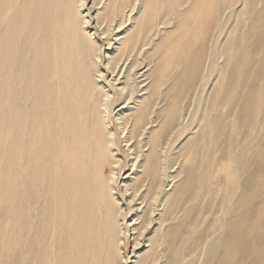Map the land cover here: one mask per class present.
<instances>
[{"label":"rangeland","instance_id":"rangeland-1","mask_svg":"<svg viewBox=\"0 0 264 264\" xmlns=\"http://www.w3.org/2000/svg\"><path fill=\"white\" fill-rule=\"evenodd\" d=\"M60 1V12L76 16L73 5L80 15L82 31L95 36L97 69L105 90L113 95L108 117L117 133L119 158L123 156L124 162L113 193L119 207L114 219V263L253 264L259 258L256 262L264 264V0H207L201 14L197 13L200 9L195 7L196 0H180L176 13L167 11L148 31H136L150 11L146 0H67L72 3L64 9L65 0ZM17 2L12 0L3 10L5 14H0V33L16 13ZM180 11L192 15L179 16ZM133 32L138 34L136 42L145 44L138 50H142L140 72H147L144 84L156 88L150 105L159 111L152 114L157 125H146L145 131L166 146L162 156L165 173L175 175V202L166 182L151 184L152 160L147 157L142 161L147 172L143 174L144 167L138 166L136 170L141 173L137 180L134 176L128 181L127 177H133L135 169L118 118L133 111L122 109L125 97L121 93L132 67L125 71L121 84L108 67L110 59H129L128 47L134 46H129L128 40ZM131 53L136 56L137 48ZM1 84L0 117L4 106L11 107L15 115L14 97L2 78ZM142 93L136 95L139 101ZM174 109L176 127L172 125ZM15 133L13 124L9 135ZM108 167L104 171L110 178ZM125 183L139 188V195L147 201L141 211H132ZM132 185L130 192L134 190ZM164 195L169 197L167 201ZM31 201L24 206L23 219L31 210ZM190 206L195 210L186 221L183 215ZM3 211H7V219L0 222V228L6 227L0 232H9L15 216L0 197V221L4 220ZM247 216L253 220V228ZM241 218L246 224L239 231L242 240L237 243L236 221ZM180 224L182 227L176 229ZM9 235L12 239V231ZM5 242L0 241V249ZM212 244L214 259L209 253ZM236 244L234 253L229 249ZM12 256V252L2 255L0 264H13Z\"/></svg>","mask_w":264,"mask_h":264},{"label":"bare ground","instance_id":"bare-ground-1","mask_svg":"<svg viewBox=\"0 0 264 264\" xmlns=\"http://www.w3.org/2000/svg\"><path fill=\"white\" fill-rule=\"evenodd\" d=\"M146 1L150 11L143 18L144 25L136 31H148L156 20L162 21L163 14L176 13L180 0ZM205 1L196 0L198 14ZM61 2L18 0L16 13L0 33V98L2 78L7 92L14 97L15 113L12 114L11 107L4 106L0 117V197L10 212L13 211L11 216H15L9 230L13 233L12 239L8 231L0 232V241L6 240L0 249V263L1 256H9L11 252L13 264H115L117 258L114 219L119 207L113 193L124 162L123 156L119 158L117 133L108 117L113 95L105 90L103 76L97 69L95 36L80 28V15L71 6L72 1L65 0L62 8L71 6L76 16L61 13ZM11 4L12 0H0V14L4 15L3 10ZM137 35L133 32L128 40L129 46H134L128 47L129 59L126 62L110 59L108 67L120 84L127 68L132 67L128 84L121 87V93L125 97L122 109L133 111L118 118L131 166L135 169L133 177L129 174L127 177L128 181L134 176L137 180L141 173L136 170L138 166H143L142 173H146L148 168L142 161L147 157L152 160L151 184L159 186L166 182L173 190L175 202V175L165 173L162 156L166 146L145 131L146 125H157L152 114L159 111L155 112L150 105L156 88L154 84H144L148 80L147 72H140L139 60L145 44L136 42ZM141 44L142 50L138 52ZM136 48L135 56L131 52ZM140 91L143 98L138 96L139 101L136 95ZM13 124L16 133L10 136ZM172 125L176 127L175 109ZM108 166L112 172L110 178L104 171ZM131 185L124 184L125 192L134 206L132 211L139 212L148 203L135 185L130 192ZM164 197L166 201L169 198ZM29 201L31 210L23 219L24 206ZM194 210L190 206L183 218L188 221ZM6 213L3 211L4 220L0 222H5ZM247 219L253 228V220L249 216ZM245 224L244 218L236 221L237 243L242 240L239 231ZM181 227L182 224L177 225L176 229ZM213 247L212 244L209 248L212 259L216 257L212 254ZM236 247L237 244L229 250L235 253ZM227 258L231 259L230 254ZM257 260L253 264H259Z\"/></svg>","mask_w":264,"mask_h":264}]
</instances>
